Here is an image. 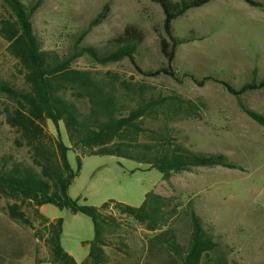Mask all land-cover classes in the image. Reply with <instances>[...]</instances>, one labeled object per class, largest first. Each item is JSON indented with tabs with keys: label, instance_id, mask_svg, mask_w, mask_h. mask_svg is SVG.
Returning <instances> with one entry per match:
<instances>
[{
	"label": "trees",
	"instance_id": "obj_1",
	"mask_svg": "<svg viewBox=\"0 0 264 264\" xmlns=\"http://www.w3.org/2000/svg\"><path fill=\"white\" fill-rule=\"evenodd\" d=\"M0 1L9 13L0 17V37L7 42L6 51L16 61L23 79L21 84L0 79V94L10 101L3 114L13 129L16 147L0 155V196L10 202L8 214L19 224L33 227V219L24 207L33 209L34 217L41 222L38 235L50 251L48 263L112 264L108 252L111 248L123 254L124 262L119 264H231L227 251L191 201L182 206L178 197L151 191L139 207L115 200L90 206L69 196L83 159L89 156H115L144 164L161 172L163 181L169 184L174 176L200 168L244 169L225 154L196 151L184 143V130L177 124L202 120L208 108L205 100L191 99L177 89L156 86L148 80L165 77L182 84L189 79L199 87L212 82L221 84L236 98L239 108L264 128V114L245 102L248 93L264 90V76L259 78L257 69L250 81L236 88L215 73L198 78L174 65L179 48L197 37L175 34V21L213 0H150L165 15L163 29L167 38L162 40V50L168 63L157 68L141 64L144 38L134 26L112 39L108 48L83 45L89 33L106 21L108 4L78 34L71 49L61 52L45 49L35 32L33 19L45 0ZM243 1L264 8L260 0ZM83 56L89 58L93 68L75 67L74 63ZM126 59L142 79L94 69ZM48 121L64 127L69 146L46 130ZM21 149L27 150L28 157H17L15 152ZM70 150L77 154V171L69 163ZM47 204L91 218L95 237L88 243L89 254L83 262H77L63 248L64 221L45 216L41 207ZM184 218L190 228L186 244L180 242L178 228ZM133 222L151 233L144 237V259L143 249L137 252L130 246V236L136 231L131 226Z\"/></svg>",
	"mask_w": 264,
	"mask_h": 264
},
{
	"label": "rangeland",
	"instance_id": "obj_2",
	"mask_svg": "<svg viewBox=\"0 0 264 264\" xmlns=\"http://www.w3.org/2000/svg\"><path fill=\"white\" fill-rule=\"evenodd\" d=\"M106 4L109 5L106 21L89 33L83 45L108 48L112 39L134 26L144 38L141 64L157 68L168 63L162 50V40L167 38L163 29L165 15L150 0H45L33 19L35 32L45 49L68 52L78 34ZM8 14L0 1V17ZM174 32L182 38L197 36L183 44L176 54L174 65L181 72L189 70L198 78L215 73L236 88L250 81L254 69L259 78L264 76V8L252 7L243 0H213L175 21ZM7 45L0 37V79L21 84L22 76L16 61L6 51ZM74 65L83 69L94 67L86 56ZM94 69L114 70L142 79L127 59ZM148 80L156 86L177 89L191 99L205 100L208 108L202 120L177 124L184 130V143L196 151L225 154L244 169L200 168L174 176L169 184L163 181L161 172L144 164L115 156H89L83 159L69 196L90 206L115 200L139 207L151 191L178 197L182 206L191 201L227 251L231 264H264V128L239 108L236 98L221 84L212 82L199 87L189 79L182 84L165 77ZM245 102L264 114V90L248 93ZM6 104L10 101L0 94V155L16 149L13 129L3 114ZM45 127L70 145L62 125L56 127L48 121ZM15 153L20 158L28 157L26 149ZM68 160L77 171L75 151L68 152ZM9 203L0 196V264H49L50 251L38 235L41 222L34 217L33 209L24 207L33 219V227H29L10 218ZM43 214L50 219H63V248L77 262H83L89 254L88 243L95 237L91 218L51 204L43 207ZM178 225L179 240L186 244L190 232L188 219H181ZM131 226L136 231L130 236V246L141 252L145 235L151 233L134 222ZM143 250L141 259L146 257V249ZM108 252L112 264L124 262L123 254L111 248Z\"/></svg>",
	"mask_w": 264,
	"mask_h": 264
},
{
	"label": "crops",
	"instance_id": "obj_3",
	"mask_svg": "<svg viewBox=\"0 0 264 264\" xmlns=\"http://www.w3.org/2000/svg\"><path fill=\"white\" fill-rule=\"evenodd\" d=\"M158 193H160V192H158ZM45 206V205H44ZM43 206V207H44ZM43 207H41V212L43 213ZM46 216V215H45ZM49 218V217H48ZM54 219H57V218H53V219H51V220H54ZM63 231H64V229H63Z\"/></svg>",
	"mask_w": 264,
	"mask_h": 264
}]
</instances>
